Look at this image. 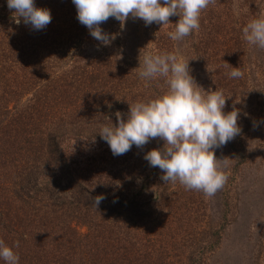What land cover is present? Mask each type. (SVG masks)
Wrapping results in <instances>:
<instances>
[{"label": "trees", "instance_id": "trees-1", "mask_svg": "<svg viewBox=\"0 0 264 264\" xmlns=\"http://www.w3.org/2000/svg\"><path fill=\"white\" fill-rule=\"evenodd\" d=\"M35 4L52 17L39 31L18 22L0 0V239L19 264H210L205 252L221 239L215 231L206 246L167 252V200L179 181L164 183L163 172L144 159L164 141L114 156L98 132L118 123L117 112L126 120L131 104L167 90L165 78L139 76L144 52L179 49L199 90L222 91L226 113L239 111L241 132L227 145L233 167L245 166V135L264 119V95L243 103L247 110L232 105L240 78L230 72L238 67L264 78V49L243 34L248 22L264 17V0H213L201 11L199 29L182 41L168 35L178 15L150 26L131 15L123 27L110 18L101 25L115 37L108 45L78 21L72 0ZM262 85L264 94V79ZM137 180L138 193L129 195ZM99 195L106 199L97 208ZM247 240L257 242L254 234ZM255 251L247 264H262Z\"/></svg>", "mask_w": 264, "mask_h": 264}, {"label": "clouds", "instance_id": "clouds-1", "mask_svg": "<svg viewBox=\"0 0 264 264\" xmlns=\"http://www.w3.org/2000/svg\"><path fill=\"white\" fill-rule=\"evenodd\" d=\"M213 0H72L78 21L89 29L97 41L108 45L114 36L104 32L101 25L110 18L125 24L129 16L141 19L146 26L168 24L171 16L178 15L175 31L169 32L174 41H182L200 27L201 11ZM14 16L23 19L34 30H43L51 23V12L37 7L35 0H7ZM246 41L264 49V17L253 19L243 28ZM139 76L145 80L166 79L165 92L130 105L127 119L116 113L117 124L104 125L98 132L109 145L114 156L125 155L133 146L142 148L151 139L164 141L163 149L154 148L144 155L149 166L159 168L164 183L179 181L189 190L202 191L211 197L222 189L228 176L223 168L226 159H218L216 150L226 146L241 128L239 111L225 112L226 96L222 91L202 93L189 67V60L174 52L143 54ZM244 73L233 67L231 78H242ZM221 161L223 163H221ZM106 199L95 198L94 204ZM16 248L19 242H16ZM0 259L6 264H19V255L13 247L0 239Z\"/></svg>", "mask_w": 264, "mask_h": 264}, {"label": "rangeland", "instance_id": "rangeland-1", "mask_svg": "<svg viewBox=\"0 0 264 264\" xmlns=\"http://www.w3.org/2000/svg\"><path fill=\"white\" fill-rule=\"evenodd\" d=\"M263 79L257 74L240 78L238 93L231 95L234 101L231 104L243 105L247 110L248 106L243 103L260 101L264 95L260 89ZM254 109L252 107L253 113L258 112ZM245 137L249 149L245 166L233 167L228 145L216 150L218 159L228 161V166L223 168L228 179L214 196L208 197L202 191H199L201 194L192 193L180 182L172 187V196L167 200V252L187 253L190 249L206 246L204 241L212 240L210 232L215 231L221 239L214 251L205 252L210 256V264H247L258 249L264 264V119ZM150 169L146 168L145 174H150ZM138 184L137 180L134 188L129 189V195L138 193ZM192 194L194 199L188 200ZM77 228L85 231L84 227ZM253 234L257 242L247 240Z\"/></svg>", "mask_w": 264, "mask_h": 264}]
</instances>
